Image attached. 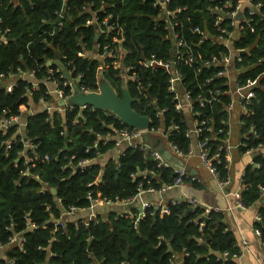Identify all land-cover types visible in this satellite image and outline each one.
<instances>
[{
  "label": "trees",
  "instance_id": "1",
  "mask_svg": "<svg viewBox=\"0 0 264 264\" xmlns=\"http://www.w3.org/2000/svg\"><path fill=\"white\" fill-rule=\"evenodd\" d=\"M154 1L68 0L65 7L69 13L61 17L63 0H0L1 27L5 33L0 36V124L12 117L20 119L6 131L0 130V243L5 245L0 250L1 264H174L176 255L183 257L182 264H237L241 250L221 216L213 212L204 215L203 208L190 211L185 203L170 206L168 214L150 206L142 219H138L133 209L130 215L109 211L88 221L67 216L59 222L70 207L79 211L89 209L92 202L87 198L88 193L93 198L101 195L122 202L137 197L139 189L159 190L173 185L178 178L172 167H158L138 148H127L119 158L112 156L101 161L115 148L109 135L128 127L112 113L90 106L85 109L69 106L63 113H49L41 103L43 99L56 105L48 89H54L53 80L64 79L56 72L57 66L49 67L47 62L60 52L61 65L73 78L82 75L81 85L87 90L98 91L99 74L103 70V77L121 97L127 85L135 99L133 108L148 116L153 127L167 129L172 124L180 125L169 140L187 152L191 139L186 136L183 116L175 110L167 76L162 70L155 72L139 63L152 57L166 61L171 53L172 41L164 31V23L154 21L158 13L155 8L161 7H154ZM226 1L169 0L167 3L172 10L186 8L180 18H191L184 32L186 38L194 41L197 57L207 59L221 48L208 42L198 45L199 36L192 34L190 27L208 25L211 30L214 19L209 17L210 11ZM249 5L245 14L251 21L242 24L243 37L235 44V49L244 50L238 65L241 85L257 80V85L251 87L254 96L246 105L247 114L242 117V132L248 133V140H243L240 147L243 153L264 145V0H252ZM95 12L100 20L111 14L122 30L99 34L96 26L87 24ZM55 25L62 26L50 35ZM116 37L120 42L115 41ZM41 39L46 40L40 42ZM100 44H109L115 52L125 51L123 65H132L142 72V82L151 84L149 94L141 92L137 83L116 69L113 58L103 57L105 51L98 48ZM32 71L35 72L32 79L19 78L11 91L6 89L14 82V76ZM181 71L188 76L186 86L196 98L202 75L196 80L188 66H183ZM212 72L214 69L209 74ZM33 82L38 83L37 90L33 89ZM223 82L214 79L210 87H221ZM59 87L64 89L63 85ZM68 91L66 88L67 94ZM228 101L223 98V103L218 102L214 107V127L221 139H225L226 131L223 104ZM22 106H26V111H21ZM159 108L167 110L159 116ZM20 123L24 126L19 136ZM100 136H105L107 143L99 140ZM8 141H11L9 145ZM217 144L216 139L211 141V147ZM85 160L92 162L79 168ZM253 161L243 176L246 188L242 201L247 207L261 201L260 187L264 186V157L255 155ZM221 162V177L225 179V161ZM189 181L183 179L184 183ZM260 214L261 222L255 226L264 244V206ZM14 234L24 241L8 245Z\"/></svg>",
  "mask_w": 264,
  "mask_h": 264
},
{
  "label": "built area",
  "instance_id": "2",
  "mask_svg": "<svg viewBox=\"0 0 264 264\" xmlns=\"http://www.w3.org/2000/svg\"><path fill=\"white\" fill-rule=\"evenodd\" d=\"M68 0H63L62 9L59 12V16L67 17L69 10L66 9ZM252 0H227L222 6H215L210 13L209 17L213 20L212 29H208V25L193 26L190 27V31L192 34H196L199 36L198 45H202L204 43H210L212 46L217 45L221 48L218 53H213L209 58L203 59L201 56L197 57L196 50L194 48V41L186 38L185 29H188L190 26L189 21L190 17H186V19H181V12L185 11L186 8H178L177 10H172L167 7V3L169 0H155L153 3L154 7L158 9L157 18L154 21L163 22L164 23V31L170 37L172 41V45L170 48V57L166 61L158 60L155 57L151 59L141 60V67L152 68L153 71L158 72L162 70L164 74L168 78V91L173 95L172 102L174 103L175 110L177 113L183 116V122L186 124V136L190 138V149L189 153H185L182 149H180L175 143L169 140V137L172 135V132L178 131L180 129V125L172 124L167 129L164 127L156 128L151 125L149 129L140 130L137 128L127 127L124 129L114 130V133L109 135L108 139L110 141L115 142V150L116 154L115 158H119L122 153H124L127 148H138L141 150L146 157L152 158L158 167H171L169 162L166 161L164 153L161 152L158 147L153 145L155 139H160V144L163 143L166 149L169 152H172L175 157L183 159V158H193L197 153V150L200 152V158L203 162L208 163V145L211 141V137L205 136V132L211 131V127L208 124L214 122V117H211L210 112L214 110L215 104L219 102V104L223 103V97H228L230 99L229 103H226L225 107L229 113H231L234 109V105L236 103L242 104L245 107V113L247 114L246 105L250 103L251 98L254 96V93L251 89L252 86L257 85V80L248 81V85H241V68H238V65L242 62V54L244 53L243 49H235V44L237 42H241V38L243 37L242 30L244 29V22H250L248 20V16L245 14V11L250 6L249 3ZM259 6V5H258ZM153 7V8H154ZM102 12H105L104 8L101 9ZM98 12L94 13V18L92 20H87V24L90 26H96L99 34L102 33H110L113 31H121L122 28L119 27V24L116 21H113V17L111 14H108L103 20H100L98 17ZM250 13L254 14V10L250 9ZM242 14V18H239V15ZM2 19L0 18V36H4V30L2 29ZM243 24V26H242ZM62 25L54 26L53 30L50 31V35H52L55 31L59 30V27ZM6 32L9 29H5ZM46 39H41L40 42ZM115 41L120 42L118 38H115ZM98 48H103L105 53L103 57L113 58V63L116 69L121 70L123 75L133 82L138 84V88L141 92L149 94L151 89V84H144L142 82V72L132 65L125 67L122 63V58L126 55L123 49L117 50L116 52L111 49L109 44L99 45ZM61 54V53H60ZM81 56H84L83 53H80ZM240 56V57H238ZM62 57V54H61ZM200 59V60H199ZM55 61L51 60V62ZM50 62V61H48ZM47 62V63H48ZM183 66H188L190 69L194 71V78L197 80L202 75L201 83H199V95L195 98L193 96L192 91L186 86V79L188 76L185 75L181 68ZM52 67V66H51ZM214 69V72L209 74V72ZM103 71V70H102ZM57 73H60V78L64 79V81H56L53 80L52 84L54 85V89H48V93L54 95L56 100V105H50L44 102L41 99V103L44 104L45 109L50 113L52 111L64 112L66 108L70 105L67 104L68 100L74 95L73 85L77 84L80 88V92L89 93L92 91L87 90L85 87L81 85L82 75H78L73 78L71 73L65 69L61 65L57 66ZM64 72H67L70 75V78L67 79L64 76ZM104 72V71H103ZM205 74V77L203 76ZM192 74L190 73L189 78ZM35 76V72H20L18 76H14V82L8 84L6 89L11 91L16 84V81L19 78H28L32 79ZM214 79L223 82L221 87H215L213 84ZM47 83L49 81H46ZM45 83V84H47ZM63 85L64 89L59 86ZM204 87H207L204 89ZM39 88L38 83L33 82V89L37 90ZM68 89V94L65 92V89ZM206 91L208 94H206ZM59 102H64V106H60ZM156 101H154L155 103ZM85 107H79L81 109H85ZM165 109L159 108V116L163 115L166 112ZM21 111H26V106L21 107ZM20 122L18 117H12L10 119H5L4 122L0 124V130L6 131L8 126H11L15 123ZM151 122V120H150ZM244 123V121H243ZM20 136L23 132L22 126L24 124L20 123ZM253 130V128H251ZM221 133L223 131H220ZM15 138V137H13ZM248 138V137H247ZM99 140H104L105 136H100ZM217 140H220L217 138ZM27 141V140H26ZM165 142V143H164ZM11 141H8L9 145ZM261 147L257 148L260 149ZM264 150V147L261 148ZM255 150L249 151V153H254ZM198 157V156H197ZM199 158V157H198ZM48 159V157H46ZM92 160L81 161L79 168L85 167ZM260 169V165H255ZM176 173L178 174V178L174 182L173 185L165 186L162 188V191L173 188L175 186L182 187L184 184L183 179L187 178L190 181H197V179L190 175L185 168H179ZM223 183V185H226ZM261 195L264 197V186L260 187ZM153 193L155 192L154 188H149L147 190L139 189V195L142 193ZM242 192V191H241ZM137 196V197H138ZM137 197L133 199H129L127 201L122 202H114L111 199L102 198V196H98L97 198H93L91 193H88L87 198L92 202V206L89 209L79 211L75 207H70L68 212H65L62 217H60L59 222H63L67 216H76V218L84 219L85 217H81L80 214L87 211L92 210L99 207L105 206H121L123 211L120 213L123 215H130V210L124 211L127 206L133 204ZM239 197V195H237ZM242 199V195H241ZM264 199V198H263ZM182 203L188 204L193 211L198 208H202L203 206L200 204L199 200L196 198L187 196L181 197L177 199L171 200L168 204H162L160 206H156V209H160L163 214H168L170 211V206L180 205ZM151 205L146 204L142 211L138 213V219H142L145 216V210L148 209ZM241 210L246 209L247 207L241 203L238 205ZM264 206V202H263ZM205 215H209L212 211L210 207L205 208ZM215 211L221 212L222 210L216 209ZM261 222V214H258L256 217V223ZM86 223V222H85ZM31 227H34L33 225ZM256 236L261 240V232L257 228L255 229ZM19 241H24L23 238L20 237L19 234H14L8 240V245H18ZM248 244L245 242V246ZM5 245L0 243V250H3ZM226 257V255L224 256ZM3 261V257H0V264ZM7 261V260H6ZM10 262V260H9ZM13 263V261L11 262Z\"/></svg>",
  "mask_w": 264,
  "mask_h": 264
},
{
  "label": "crops",
  "instance_id": "3",
  "mask_svg": "<svg viewBox=\"0 0 264 264\" xmlns=\"http://www.w3.org/2000/svg\"><path fill=\"white\" fill-rule=\"evenodd\" d=\"M228 100L230 101L229 98ZM225 105L226 103L223 104V111L226 113V119L223 121L226 129L224 132L225 139L218 137L219 134H217L214 127L215 121L208 124L212 130L205 132V136L211 137V141L217 140V138L220 139L217 140L218 144L215 147H211V141L209 142L207 147L209 153L208 163L202 161L199 150L196 153L199 158L195 156L190 159H180L175 157L172 152H170L171 157L166 158V161L170 163L169 165L175 172L179 168H185L190 175L197 179L196 183L193 184L192 181L185 182L182 187L175 186L165 191H162L163 187L159 190L154 188L155 192L142 193L133 204L124 208L126 209L124 211L130 210L132 213L134 209L139 213L146 204L156 207L168 204L171 200L181 197L190 196L196 198L203 206V209L210 207L212 209L211 213L213 212L221 216V221L225 224L227 230L233 232L237 241V247L241 250V255L236 259L237 264H264V245L255 233L256 217L260 214L264 197L261 195V201H257L250 207H247L243 203L247 207L246 209L241 210L238 206L242 200V192L246 188V185L243 183L245 170L249 165L255 163L253 161L255 155H262L264 157V150L261 149L264 145L259 146L261 148L258 150L257 148L252 149L251 151L255 150L254 153H243L241 151L240 147L244 144L243 140H248V133L242 132V126H244L242 117L245 113V107L242 104L236 103L233 111L228 114ZM215 109L210 112L211 117H214ZM235 138H238V141L234 143L233 140ZM189 149L190 145L187 150L188 153ZM115 154L116 150L113 149L108 155L101 158V161L105 162L110 157L115 156ZM221 160L225 161L227 171L225 179L221 177L222 170L219 167L222 163ZM226 182L227 184L223 185ZM189 209L193 211L190 206ZM216 209L222 211L217 212L215 211ZM109 211L121 213L123 208L121 206L99 207L97 210H87L81 213L80 216L85 217L84 220L88 221L100 213L106 214ZM245 242L248 244L247 246H245ZM182 258V256L176 255L174 264H182Z\"/></svg>",
  "mask_w": 264,
  "mask_h": 264
},
{
  "label": "water",
  "instance_id": "4",
  "mask_svg": "<svg viewBox=\"0 0 264 264\" xmlns=\"http://www.w3.org/2000/svg\"><path fill=\"white\" fill-rule=\"evenodd\" d=\"M242 14L239 15L241 19ZM61 54L57 52L55 61L48 62L47 66H59ZM103 63V61H102ZM65 78L69 79L70 75L64 72ZM99 89L96 92L83 93L77 84L73 85L74 95L68 100L67 104L70 106L85 107L90 106L96 110L108 111L115 115L120 121L131 128L140 130L149 129L151 127L150 118L139 114L134 108L135 99L131 96L127 85H124L122 97L111 86V84L103 77V71L99 74ZM60 106H64V102H59ZM153 145L158 147L164 153L165 158L171 157V153L166 149L163 143L160 144V139H155ZM187 167V166H186ZM54 195L57 194L55 189H51ZM207 247V245L204 243ZM128 254L125 255V258ZM231 258V256H229Z\"/></svg>",
  "mask_w": 264,
  "mask_h": 264
},
{
  "label": "rangeland",
  "instance_id": "5",
  "mask_svg": "<svg viewBox=\"0 0 264 264\" xmlns=\"http://www.w3.org/2000/svg\"><path fill=\"white\" fill-rule=\"evenodd\" d=\"M237 141H238V138H235V139L233 140L234 143L237 142ZM249 155H251V154H249Z\"/></svg>",
  "mask_w": 264,
  "mask_h": 264
},
{
  "label": "bare ground",
  "instance_id": "6",
  "mask_svg": "<svg viewBox=\"0 0 264 264\" xmlns=\"http://www.w3.org/2000/svg\"><path fill=\"white\" fill-rule=\"evenodd\" d=\"M238 57H240V56H238ZM262 204H263V202H262ZM263 243V242H262ZM264 245V244H263Z\"/></svg>",
  "mask_w": 264,
  "mask_h": 264
}]
</instances>
